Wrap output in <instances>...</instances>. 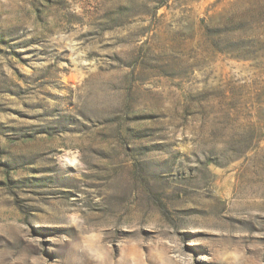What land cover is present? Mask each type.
I'll use <instances>...</instances> for the list:
<instances>
[{
	"label": "rangeland",
	"instance_id": "obj_1",
	"mask_svg": "<svg viewBox=\"0 0 264 264\" xmlns=\"http://www.w3.org/2000/svg\"><path fill=\"white\" fill-rule=\"evenodd\" d=\"M0 264H264V0H0Z\"/></svg>",
	"mask_w": 264,
	"mask_h": 264
}]
</instances>
